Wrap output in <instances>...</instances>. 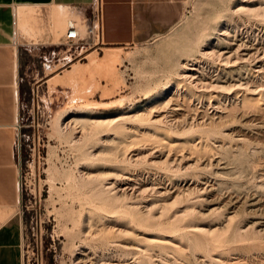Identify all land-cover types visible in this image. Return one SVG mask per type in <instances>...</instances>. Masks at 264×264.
I'll list each match as a JSON object with an SVG mask.
<instances>
[{
	"label": "rangeland",
	"instance_id": "rangeland-1",
	"mask_svg": "<svg viewBox=\"0 0 264 264\" xmlns=\"http://www.w3.org/2000/svg\"><path fill=\"white\" fill-rule=\"evenodd\" d=\"M132 3L134 40L51 64L74 8L23 7L22 264H264V0Z\"/></svg>",
	"mask_w": 264,
	"mask_h": 264
},
{
	"label": "crops",
	"instance_id": "crops-1",
	"mask_svg": "<svg viewBox=\"0 0 264 264\" xmlns=\"http://www.w3.org/2000/svg\"><path fill=\"white\" fill-rule=\"evenodd\" d=\"M89 1L0 0V264H20V224L16 211L18 188L13 123L17 115L18 46L26 42L18 41V38L17 43L12 41V24L14 23L15 33L18 29L24 30L16 25L19 7H38L43 12L42 17H46L47 7L51 5L48 11V22L53 32V25L59 24L65 17L62 11L67 6L86 4ZM101 12L103 45L117 46L134 40L137 29L132 0H101ZM25 14L23 15L24 23ZM54 30L57 31V27ZM39 46H43L41 54L50 55V51L55 48V43L47 40L39 42ZM51 59L49 64L52 63Z\"/></svg>",
	"mask_w": 264,
	"mask_h": 264
},
{
	"label": "built area",
	"instance_id": "built-area-1",
	"mask_svg": "<svg viewBox=\"0 0 264 264\" xmlns=\"http://www.w3.org/2000/svg\"><path fill=\"white\" fill-rule=\"evenodd\" d=\"M75 13L65 18L62 30L59 34L58 43L64 47L60 50L54 48L50 51V55L41 54L42 62L50 63V58L53 63H56L58 58L62 63L68 62L74 56L81 57L84 55L83 50L92 47L97 48L102 44V12L101 0H90L86 4H76L72 6ZM14 14L12 13V17ZM12 41L17 43V33H15L14 23L12 24ZM56 45V42H53ZM71 47V49H69ZM59 52V55H58ZM14 137H15V154L17 166V188L18 201L16 211L20 214L19 192H20V177H19V123L15 118L14 123ZM20 248V264H22V240L20 232L19 240Z\"/></svg>",
	"mask_w": 264,
	"mask_h": 264
},
{
	"label": "bare ground",
	"instance_id": "bare-ground-1",
	"mask_svg": "<svg viewBox=\"0 0 264 264\" xmlns=\"http://www.w3.org/2000/svg\"><path fill=\"white\" fill-rule=\"evenodd\" d=\"M62 7V6H61ZM59 9V8H58ZM63 9V8H62ZM25 11H27L26 10V8H23V7H19L18 8V12H17V16H18V21H17V23H16V25H18V27L20 28V29H24V22H23V15L25 14ZM65 15H66V11L64 10V11H62ZM58 13H60V10H58ZM61 16V15H60ZM62 18H63V16H62ZM60 21V20H59ZM19 30V29H18ZM107 57L108 58H110V53L109 54H107ZM113 60V59H112ZM111 60V61H112Z\"/></svg>",
	"mask_w": 264,
	"mask_h": 264
}]
</instances>
